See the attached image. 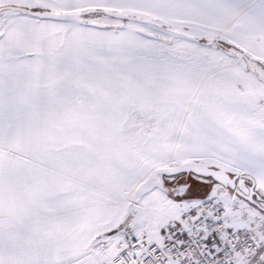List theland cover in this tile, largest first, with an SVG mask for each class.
Instances as JSON below:
<instances>
[{
	"label": "snow or ice",
	"instance_id": "6c2138e0",
	"mask_svg": "<svg viewBox=\"0 0 264 264\" xmlns=\"http://www.w3.org/2000/svg\"><path fill=\"white\" fill-rule=\"evenodd\" d=\"M0 264H264V0H0Z\"/></svg>",
	"mask_w": 264,
	"mask_h": 264
}]
</instances>
